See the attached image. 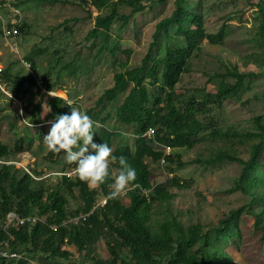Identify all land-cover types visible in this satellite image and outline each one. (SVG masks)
Returning a JSON list of instances; mask_svg holds the SVG:
<instances>
[{"label":"rangeland","instance_id":"374dc122","mask_svg":"<svg viewBox=\"0 0 264 264\" xmlns=\"http://www.w3.org/2000/svg\"><path fill=\"white\" fill-rule=\"evenodd\" d=\"M82 1L24 0L26 23L20 40L0 37L2 84L16 97L0 88V145L8 150V157L4 158L7 162H15L12 165L17 169L31 170L36 175L32 186L45 192V200L51 191L65 198L67 219L63 226L80 235L84 250L68 238L61 247L68 258H53L50 248L46 251L42 246L35 249L30 243L15 242L11 230L18 226L20 217L12 211L7 215L0 213V232L9 237L0 243V257H7L12 264H112L113 248L126 260L128 249L104 226L103 217L124 228L120 221L122 207H130L134 189L129 187L117 198H107L100 185L90 187L86 183L89 190L96 192L93 212L99 214L103 224L84 235L81 229L85 199L80 188L74 187L81 181L73 171L76 165L69 164L63 152L52 155L43 137L55 119L51 109L53 98L59 97L57 92H63L67 99L59 98L65 101L64 105L71 101L70 107L85 112L98 124L94 133L106 127L116 134L113 151L127 146L134 154L138 125L125 127L117 118L118 107L132 85L113 100L107 101L103 95L114 86L117 72L143 63L156 37L153 59L143 71L149 94L143 122H151L157 139L172 140L171 159L165 164L150 163L151 185L156 188L167 183L172 188L169 199L151 203L146 226L153 234L171 231L173 239L189 256L203 260L199 264H204L210 254L216 255L214 264H264V136L256 123L257 118H262L264 125V0H139L135 7L142 5L145 9L131 16L127 23L120 17L131 15L133 7L128 2L132 0H125L118 7L119 0H111L101 11L94 5L83 6ZM177 2L200 15L206 37L170 90L164 85L161 60L168 45L183 48L186 40L178 24L165 26L162 22L172 16ZM115 8L118 17L110 31L100 28L94 34L99 16L106 17ZM6 15L0 12V17ZM184 26L195 29L189 22ZM1 28L0 23V31ZM222 28L226 30L224 40L212 42L210 36L217 35ZM157 61L152 75L149 72ZM229 72L247 75L243 89L222 102H205L206 95L216 94L222 85L236 83ZM31 77L34 83L19 81ZM45 80L48 85L55 81L59 85L48 91ZM169 104L183 115L182 119L193 112L198 121L196 133L176 122H163ZM26 105L27 110L23 109ZM21 106L24 119H29L27 123L22 122ZM37 106L41 112L34 120ZM235 132L244 136H224ZM148 142L161 151L153 140ZM258 145L261 148L256 156ZM222 153L250 162L251 166L246 168L243 162L229 159L207 163ZM116 174L111 163L109 180ZM144 194L148 196L149 192ZM105 201L112 202L110 209H106ZM30 216L36 222L47 219L36 208Z\"/></svg>","mask_w":264,"mask_h":264},{"label":"trees","instance_id":"16d2710c","mask_svg":"<svg viewBox=\"0 0 264 264\" xmlns=\"http://www.w3.org/2000/svg\"><path fill=\"white\" fill-rule=\"evenodd\" d=\"M110 2L111 0H84L82 1V5H94L101 11L107 7ZM137 2H139V0L129 1L128 4L133 7L132 13L129 17L121 16L120 19H123L127 23L131 16L145 9L142 5L139 8L135 7V3ZM121 3H126V1L119 0L116 7ZM117 9L118 8H115L113 13L106 17L99 16L95 29H93L92 32L95 34L100 28L107 32L110 31L112 24L118 17ZM262 10H264V7ZM188 22L193 24L195 29L185 27L184 24ZM173 23L179 25V32L185 36L186 45L179 49L168 45L166 55L161 60L164 63V85L170 90L174 89L179 82L187 60L199 46L200 41L206 37L203 20L200 15L189 12L187 9L183 8L180 2H177V8L172 16L162 22L165 26H169ZM225 33V28H222L217 35L210 36V40L212 42L220 43L224 40ZM156 42L157 38L155 37L140 66L117 72L115 74L114 86L106 89L103 95V98L107 101L113 100L132 85L130 92L118 107L117 118L125 127L137 123V135L139 136L135 144L134 154L127 146L120 147L116 151H113V156L117 158L121 156L127 158L129 164L136 170L137 179L130 186L134 189L131 193L130 207H122L120 221L123 222L124 228L116 227L107 216L103 217L104 226L116 235V237L128 249L126 260H122L120 255L111 248L110 252L113 257L112 264H118L119 262L121 264H199L203 261L194 256H189L187 252L178 245V242L173 239V233L171 231L165 230L153 234L146 226L148 209L151 203L157 200L169 199V192L172 188V185L167 183L159 185L156 188L151 185L152 172L150 169V163L159 162L162 157V152L155 150L154 147L149 144V139L142 137L149 127H153L151 122H143L144 107L149 101L147 87L144 84L143 71L147 67V62L153 59L152 51ZM157 65L158 61L154 62L153 67L149 72L150 74L153 75L155 73ZM228 74L236 78V83L234 85H222L216 94L206 95L204 99L205 102H222L229 97L237 95L243 89L244 80L247 75L230 72ZM27 80H31L33 83L35 82L32 77L29 79H19L21 82ZM47 83L48 81L45 80L44 84L48 91H52L57 85H59L58 81H55L50 85ZM15 93L18 94V92ZM13 97L15 96L13 95ZM61 98L54 97L51 104L52 114L55 118L59 115L70 114L71 111L70 105H64L65 101ZM169 105L167 112L162 116L163 122H176L180 127L183 126L189 129L191 131L190 133H196L198 121L194 119L193 112H189L190 114L188 113L189 115L187 119H182L183 115L172 104ZM23 109L27 110V105L24 106ZM35 110L36 111L32 117L34 120L36 116L40 115L41 107L37 106ZM261 122L262 118L256 119V123H258L261 129V134L264 136V125ZM181 136L184 138L186 137L184 134ZM224 136L243 137L244 135L235 132L233 135L226 134ZM115 138L116 134H114V132L106 127H102L95 132L94 142L97 144L106 143L113 150ZM178 138H180V136H178ZM156 140L172 146V140L166 142L164 141L165 139L160 140L156 138ZM186 142L187 144H192L191 141ZM260 148L261 146L258 145L256 156L258 155ZM61 153L51 152L52 155H58ZM170 156L171 154L167 157L168 160L171 159ZM7 157V148L0 145V161L7 162L6 159H4ZM225 159L241 161L246 165V168L251 166L250 162H245L237 159L235 156L225 153L219 154L207 163H215ZM179 164L183 165L181 161ZM114 165L118 170V161L117 163H114ZM36 179V175L31 170L28 172L23 169H17L15 165L12 164L0 163V213L7 215L14 211L20 219H28L31 218L30 215L32 209L36 208L41 217L47 216L45 222L35 221L34 223L33 221H25V223L21 224L18 221V226L11 230L14 241L23 244L30 243L35 249L42 246V249L47 251V249L50 248L51 256L53 258H68L69 255L67 253L61 252V247L68 238L71 240L74 239L77 242L79 250H84L80 235L74 234L73 231L69 232V230L63 226L67 219L66 206L68 203L65 198L61 197L57 191H51L47 194L45 200V192L42 189L36 190L32 186ZM64 179L68 180L70 178L64 177ZM112 182L113 180H109L108 178L104 184L100 185L104 197L110 198L111 188L109 185ZM177 185L179 186L178 181ZM75 186L80 188L82 197L85 199V217L82 220L83 228L81 229V233L89 235L91 229L96 227L99 223H101V225L103 224L100 222L99 214L93 212L95 205L94 196H96V192L89 190L85 182L77 181L74 187ZM145 192H149V195L145 196ZM111 204L112 202L107 201L106 209H110ZM8 238L6 232H0V243ZM215 258L216 255H208L204 264H214ZM0 264L12 263L7 257L2 256L0 257Z\"/></svg>","mask_w":264,"mask_h":264},{"label":"clouds","instance_id":"9594fccd","mask_svg":"<svg viewBox=\"0 0 264 264\" xmlns=\"http://www.w3.org/2000/svg\"><path fill=\"white\" fill-rule=\"evenodd\" d=\"M48 95L54 97L51 92ZM70 109V114L59 115L51 122L48 134L43 137L44 144L51 152H63L65 160L76 165L73 171L77 177L90 187L104 184L110 176V164L118 161L117 174L109 185L111 198H117L136 181L135 168L126 157L113 156V150L106 143H95L93 128L98 124L78 108ZM20 115L23 116L22 110Z\"/></svg>","mask_w":264,"mask_h":264},{"label":"built area","instance_id":"2783aa9c","mask_svg":"<svg viewBox=\"0 0 264 264\" xmlns=\"http://www.w3.org/2000/svg\"><path fill=\"white\" fill-rule=\"evenodd\" d=\"M24 0H0V12H6L7 15L5 18L0 17V23H1V31H0V37L4 38L6 40H13L15 42H18L22 36L21 29L26 23V17L24 15L23 11V5L22 2ZM28 65V64H27ZM29 67H31V64H29ZM2 72L3 70H0V88L8 94L10 97L11 94L8 93L5 89L6 87L2 84ZM13 98V97H12ZM22 110V106H21ZM24 119V117L22 116ZM25 120V119H24ZM142 137H145L147 139L153 140L157 147H161L162 157L160 159V162L162 164L166 163L167 157L172 154V146L168 144H162L159 141L156 140V130L153 127H149L147 131L142 135ZM0 163L4 164H15V162H5L0 161ZM30 172V170H26ZM107 201H105V204ZM35 221L36 219H20L18 218V221L23 224L25 221ZM7 256V255H4ZM13 256L17 257L16 254H13Z\"/></svg>","mask_w":264,"mask_h":264},{"label":"bare ground","instance_id":"6f19581e","mask_svg":"<svg viewBox=\"0 0 264 264\" xmlns=\"http://www.w3.org/2000/svg\"><path fill=\"white\" fill-rule=\"evenodd\" d=\"M57 96H59V97H62V98H64L65 97V95H64V93L63 92H57V94H56Z\"/></svg>","mask_w":264,"mask_h":264},{"label":"crops","instance_id":"0c3cea01","mask_svg":"<svg viewBox=\"0 0 264 264\" xmlns=\"http://www.w3.org/2000/svg\"><path fill=\"white\" fill-rule=\"evenodd\" d=\"M65 99H67L66 97H64Z\"/></svg>","mask_w":264,"mask_h":264}]
</instances>
